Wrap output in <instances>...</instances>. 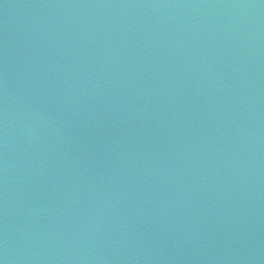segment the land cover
Here are the masks:
<instances>
[{"label": "water", "instance_id": "1", "mask_svg": "<svg viewBox=\"0 0 264 264\" xmlns=\"http://www.w3.org/2000/svg\"><path fill=\"white\" fill-rule=\"evenodd\" d=\"M0 264H264V0H0Z\"/></svg>", "mask_w": 264, "mask_h": 264}]
</instances>
